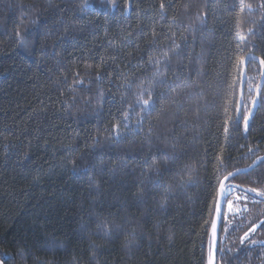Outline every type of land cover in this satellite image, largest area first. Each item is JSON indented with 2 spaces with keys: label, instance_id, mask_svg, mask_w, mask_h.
I'll list each match as a JSON object with an SVG mask.
<instances>
[{
  "label": "trees",
  "instance_id": "16d2710c",
  "mask_svg": "<svg viewBox=\"0 0 264 264\" xmlns=\"http://www.w3.org/2000/svg\"><path fill=\"white\" fill-rule=\"evenodd\" d=\"M261 4L0 0V264H207L219 182L264 156ZM229 184L217 262L264 264V203L235 199L264 161Z\"/></svg>",
  "mask_w": 264,
  "mask_h": 264
},
{
  "label": "snow or ice",
  "instance_id": "6c2138e0",
  "mask_svg": "<svg viewBox=\"0 0 264 264\" xmlns=\"http://www.w3.org/2000/svg\"><path fill=\"white\" fill-rule=\"evenodd\" d=\"M260 6L264 7V4H261ZM160 7H161V9H163L164 4L161 3ZM251 7H252L251 4H243L242 3L241 12H243L245 8H248L249 10H251ZM248 31H249V33H251L252 30L249 29ZM17 35L19 36V32L17 33ZM239 39H240V41H244L246 39V37L244 35H240ZM20 43L25 44V40L23 38H21ZM177 47H178V45H177ZM238 47H239V45H238ZM164 55H165V57H167L168 53L165 52ZM247 59L254 60V59H256V57L249 55V57ZM157 63H159V61H157ZM260 63L262 65H264V59H261ZM244 64H245V57H243V56L239 57L238 66H243ZM76 75L78 77L79 73H77ZM163 75L164 74L161 72H155V73H153L152 80L147 82L148 83L147 87L144 86L145 85L144 81H141L140 85L138 86L140 88V91L137 93L138 103L141 105V111L142 112L147 111L148 115H151L152 111L156 108V104L152 100L151 89L155 85L157 79L160 77H163ZM73 83L83 84L84 81L80 80V79H76L73 81ZM145 94H147V98H145ZM257 94H258V92H257ZM251 104L253 107H255L256 106V100L255 99L251 100ZM252 116H253L252 111L246 107L244 114L238 117V122L242 121V123H243V130L245 133H247L249 130V120ZM127 121H128V116L125 113V123L123 124L124 129H127L129 126ZM137 123H138V125L142 126L143 118L141 117L137 121ZM228 132H229V128L227 126H225L224 133H225L226 138H227ZM122 134L123 133L120 130V125L119 124L114 125V137L116 139H119ZM150 134H151V129L149 130V135ZM259 161H264V157H258L257 162H259ZM151 167L154 168L157 172L159 171V163L155 157L151 158ZM232 175H235V174L229 173L228 175H226L224 177V180H228L229 176H232ZM236 187H238V186H235L232 184L225 186L223 181L219 182L220 192L222 194L224 203L226 204L229 211H231L233 208L232 201L229 199V197H231L232 194L235 192ZM142 194H143V188L141 187V191H140L139 195L142 196ZM249 194H254V196L249 195ZM257 197L259 199H257ZM235 199L237 201H240L241 199H243L244 201L251 202L253 204L264 203V188L248 187V188L244 189V191L242 193H240L239 195H236ZM236 211L237 212H240V211L248 212V211H250V209L247 207V204H245L242 209L238 206L236 208ZM217 215H219V208L217 209ZM260 225H264V219H260L256 224H253L250 227L249 231L245 233L244 237H242L241 243H243L244 239H248L249 234L254 233L256 231V228L259 227ZM215 239H216V224L213 223L212 224V243H213V246L215 245ZM250 242L255 244L256 240L252 239ZM210 264H212L211 258H210Z\"/></svg>",
  "mask_w": 264,
  "mask_h": 264
},
{
  "label": "water",
  "instance_id": "95a60500",
  "mask_svg": "<svg viewBox=\"0 0 264 264\" xmlns=\"http://www.w3.org/2000/svg\"><path fill=\"white\" fill-rule=\"evenodd\" d=\"M261 89H262V84L260 85V87L258 89L257 100L260 96ZM261 157H264V156H261ZM257 159L249 167L242 168V169H239V170L233 172L235 175L229 176L228 180H223L224 185L227 186V181H229L230 179H232L236 175L250 172L251 170L256 168L259 165V163L262 162V161L257 162ZM241 189L244 190L245 188L241 187ZM218 208H219V215H217V209ZM223 214H224V200H223L222 194H221L220 189H219L216 212H215V216H214V220H213V223L216 224V239H215V245L213 246L212 231H211L210 252H209V258H208L207 264H210V258H211L212 264H218L217 252H218V244H219L220 230H221V226H222Z\"/></svg>",
  "mask_w": 264,
  "mask_h": 264
}]
</instances>
